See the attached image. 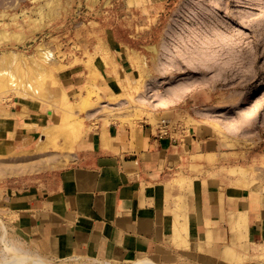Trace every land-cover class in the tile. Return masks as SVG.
I'll list each match as a JSON object with an SVG mask.
<instances>
[{"label":"rangeland","instance_id":"1","mask_svg":"<svg viewBox=\"0 0 264 264\" xmlns=\"http://www.w3.org/2000/svg\"><path fill=\"white\" fill-rule=\"evenodd\" d=\"M18 108L62 115L36 151L18 155L27 168L66 162L68 143L88 118L165 119L190 129L194 118L225 123L227 145L257 153L264 145V0H0V121ZM16 157L0 154L4 182L28 175H10ZM251 168L261 174L259 162ZM231 243L227 260L209 264H264V243L246 242V252Z\"/></svg>","mask_w":264,"mask_h":264},{"label":"crops","instance_id":"2","mask_svg":"<svg viewBox=\"0 0 264 264\" xmlns=\"http://www.w3.org/2000/svg\"><path fill=\"white\" fill-rule=\"evenodd\" d=\"M21 111L0 121V154L15 151L10 175H28L0 179V219L53 259L209 264L227 260V242L245 252L246 242L264 243V145H227V124L194 118L191 129L157 136L144 120L86 117L66 162L35 169L18 155L36 151L62 115Z\"/></svg>","mask_w":264,"mask_h":264},{"label":"clouds","instance_id":"3","mask_svg":"<svg viewBox=\"0 0 264 264\" xmlns=\"http://www.w3.org/2000/svg\"><path fill=\"white\" fill-rule=\"evenodd\" d=\"M0 264H54L40 247L14 233L7 219H0Z\"/></svg>","mask_w":264,"mask_h":264},{"label":"built area","instance_id":"4","mask_svg":"<svg viewBox=\"0 0 264 264\" xmlns=\"http://www.w3.org/2000/svg\"><path fill=\"white\" fill-rule=\"evenodd\" d=\"M177 127H180V126L176 125V127H173L172 129L174 128L176 129ZM155 129H156V132H154V134H156L157 136H163L166 134L172 135L171 126L168 125V122L165 119H161L159 124L155 126Z\"/></svg>","mask_w":264,"mask_h":264},{"label":"bare ground","instance_id":"5","mask_svg":"<svg viewBox=\"0 0 264 264\" xmlns=\"http://www.w3.org/2000/svg\"><path fill=\"white\" fill-rule=\"evenodd\" d=\"M103 264H109V263L108 262H103ZM136 264H157V263H155L154 261L148 260V259H144V260L138 261Z\"/></svg>","mask_w":264,"mask_h":264}]
</instances>
